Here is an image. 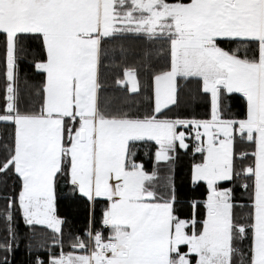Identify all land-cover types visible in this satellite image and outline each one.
<instances>
[{
    "label": "snow or ice",
    "instance_id": "snow-or-ice-1",
    "mask_svg": "<svg viewBox=\"0 0 264 264\" xmlns=\"http://www.w3.org/2000/svg\"><path fill=\"white\" fill-rule=\"evenodd\" d=\"M124 33L161 41L168 57L159 70L144 66L155 98L144 114L101 95L105 42ZM33 40L31 62L43 79L24 80L22 106L19 60ZM179 79L198 81L209 100L203 118L162 111L176 101ZM116 83L137 92L138 68L124 67ZM0 90V122L13 126L0 173L19 180L18 192L2 196L0 249L12 250L18 207L27 225L52 230L60 251L50 250L47 264H264V0H0ZM234 93L243 113L225 110ZM189 138L201 157L190 182L205 194L181 214L172 169L161 175L159 164L171 166ZM149 142L151 171L136 159ZM61 181L89 212L69 251L56 207Z\"/></svg>",
    "mask_w": 264,
    "mask_h": 264
},
{
    "label": "trees",
    "instance_id": "trees-1",
    "mask_svg": "<svg viewBox=\"0 0 264 264\" xmlns=\"http://www.w3.org/2000/svg\"><path fill=\"white\" fill-rule=\"evenodd\" d=\"M38 41H26L25 47L29 49V54L22 56L19 60V74L22 88V101L28 99L23 91V82L27 79L33 84L39 83L43 77L34 69L32 64V54H39ZM105 46L108 49L107 54L102 57L100 64V81L102 84V96L114 97L113 104L121 105L124 101L125 108H130L134 114H144L154 107V92L150 82V71L144 66L148 65L150 69L159 70L168 60L167 54L162 52L161 41L150 40L142 33H124L118 34L112 41H106ZM124 67H137L139 71V80L141 88L137 92H130L124 87H119L116 83L117 77H123ZM147 82V84H146ZM177 98L174 104L169 105L164 111L168 116H181L191 118H203L209 108V100L198 88V81L195 79L178 80ZM3 104V93L0 90V105ZM223 104L225 110L232 113H243L246 105L242 96L238 93L228 94L224 97ZM13 126L0 122V159L5 153V145L10 143ZM189 147L177 150L172 154L171 166L167 162H160L159 171L164 175L171 167L178 196L184 201L181 208V214H186L189 208V201L192 198L200 199L205 194V185H192L190 182L191 164L198 161L201 157L199 153L192 151V141L188 139ZM244 148L242 144L237 143V150ZM156 145L154 142L141 143L136 147V159L142 161L145 168L151 171L154 162ZM19 180L11 173H0V213L6 208L7 201L2 198L5 193L18 192ZM227 186V185H224ZM240 189L237 188L236 195L240 196ZM103 201H98L95 209L96 227H100V218L102 214ZM57 215L64 218L63 239L64 250H71L69 240L75 234H83L88 226L89 212L86 201L79 199L69 193L67 187H64L63 181L57 188ZM239 209L237 210L239 214ZM12 226L16 237L12 241V250L5 252L0 249V260L5 256L8 258V264H36V258L40 257L45 264L50 254H58L59 245L51 244L52 230L46 226H29L24 222L23 216L18 207L13 211ZM7 236L6 223L4 217L0 215V242H3Z\"/></svg>",
    "mask_w": 264,
    "mask_h": 264
},
{
    "label": "water",
    "instance_id": "water-1",
    "mask_svg": "<svg viewBox=\"0 0 264 264\" xmlns=\"http://www.w3.org/2000/svg\"><path fill=\"white\" fill-rule=\"evenodd\" d=\"M118 85V84H117ZM119 87H124V85H118Z\"/></svg>",
    "mask_w": 264,
    "mask_h": 264
},
{
    "label": "rangeland",
    "instance_id": "rangeland-1",
    "mask_svg": "<svg viewBox=\"0 0 264 264\" xmlns=\"http://www.w3.org/2000/svg\"><path fill=\"white\" fill-rule=\"evenodd\" d=\"M154 103H155V98H154ZM185 130V129H184ZM186 131V130H185ZM155 143V142H154ZM179 147V146H178ZM182 149V148H181Z\"/></svg>",
    "mask_w": 264,
    "mask_h": 264
},
{
    "label": "built area",
    "instance_id": "built-area-1",
    "mask_svg": "<svg viewBox=\"0 0 264 264\" xmlns=\"http://www.w3.org/2000/svg\"><path fill=\"white\" fill-rule=\"evenodd\" d=\"M194 147V146H193ZM193 150V149H192Z\"/></svg>",
    "mask_w": 264,
    "mask_h": 264
}]
</instances>
